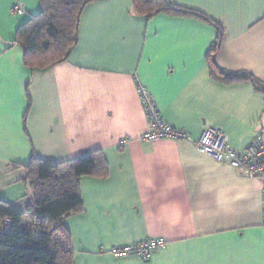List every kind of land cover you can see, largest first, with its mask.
Returning a JSON list of instances; mask_svg holds the SVG:
<instances>
[{
  "label": "crops",
  "instance_id": "0c3cea01",
  "mask_svg": "<svg viewBox=\"0 0 264 264\" xmlns=\"http://www.w3.org/2000/svg\"><path fill=\"white\" fill-rule=\"evenodd\" d=\"M169 1L202 16L89 2L68 59L40 70L15 42L40 0H0V198L27 210V171L16 165L33 156L64 162L101 150L108 163L106 176L81 179L83 210L62 223L73 264H264L260 179L196 145L216 128L244 151L264 131V0ZM216 67L259 83L227 82ZM136 79L191 140H141L149 123ZM159 237L166 246L147 260L108 252Z\"/></svg>",
  "mask_w": 264,
  "mask_h": 264
},
{
  "label": "trees",
  "instance_id": "16d2710c",
  "mask_svg": "<svg viewBox=\"0 0 264 264\" xmlns=\"http://www.w3.org/2000/svg\"><path fill=\"white\" fill-rule=\"evenodd\" d=\"M91 1L40 0L41 11L22 24L16 34L15 42L23 50L26 66L43 70L67 60L78 41L84 8ZM135 2L139 13L148 16L163 11L202 16L196 10L172 6L169 0ZM221 40L219 36L213 50ZM212 72L227 82L251 80L255 85L259 83L253 75L244 72L218 67ZM16 166L27 171L25 182L32 202L23 211L0 198V264H73L70 233L62 223L83 210L81 179L108 174L103 152L95 150L64 162L33 156L27 164ZM6 218L11 219V225L3 229Z\"/></svg>",
  "mask_w": 264,
  "mask_h": 264
},
{
  "label": "built area",
  "instance_id": "2783aa9c",
  "mask_svg": "<svg viewBox=\"0 0 264 264\" xmlns=\"http://www.w3.org/2000/svg\"><path fill=\"white\" fill-rule=\"evenodd\" d=\"M12 11L19 14L24 13V9L19 5H15ZM136 81L137 93L149 123V129L141 136V140L146 143L155 142L166 137L177 140H191L187 132L173 127L163 119L150 90L138 79ZM125 142L126 139H123L120 144L123 145ZM196 145L201 154L208 155L219 163H226L239 169L244 177L260 179L264 224V131L258 133L244 151H238L230 147L227 144L226 135L216 128H207L196 142ZM10 225L11 219L6 218L3 221L2 228L6 229ZM166 244L167 240L164 237L150 238L137 243L117 245L109 249L108 252L119 258L135 256L147 260L153 253L164 248Z\"/></svg>",
  "mask_w": 264,
  "mask_h": 264
}]
</instances>
